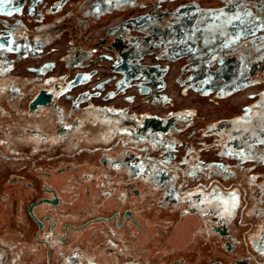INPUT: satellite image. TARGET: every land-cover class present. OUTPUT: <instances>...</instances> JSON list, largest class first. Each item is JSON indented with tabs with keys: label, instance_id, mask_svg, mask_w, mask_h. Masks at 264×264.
<instances>
[{
	"label": "rangeland",
	"instance_id": "1",
	"mask_svg": "<svg viewBox=\"0 0 264 264\" xmlns=\"http://www.w3.org/2000/svg\"><path fill=\"white\" fill-rule=\"evenodd\" d=\"M54 1L0 3V264L16 262L22 250L19 245H32L33 231L22 207L39 191L29 182L40 185L45 176L60 191L70 213L76 214L80 204L86 203L84 191L65 180H74V174L99 180L114 176L106 168L110 165L106 157L88 152L94 147L100 150L97 138L101 130L92 126L93 112L85 108L88 102L129 103L133 105L130 111L161 116L175 113L177 117L190 113L194 118L183 129L151 134L144 155L128 158L131 174H141L148 186L122 206L133 210L141 225L144 239L139 247L148 256L142 264H264V188L260 182L264 164L238 157L241 151L229 145L238 135L223 129L209 136L204 133L213 128L207 124L222 119H233L244 130L251 124L264 129V100L255 102L264 95V77L247 83L243 76L241 83L233 84L248 59L230 52L236 45L242 51L249 43L256 54L264 53V9L255 12L257 0L232 1L237 14L227 26V41L222 46L229 54L202 66L188 64L185 56L161 59L152 51L132 59L130 65L135 68L128 74L116 69L119 39L130 36L133 44L158 48L171 45L174 36H170L173 41L169 37L168 41H150L138 26L169 16L182 30L195 17L192 3L212 8L226 0H89L85 3L89 28L77 42L68 33L45 39L24 35V29L56 16L49 13ZM252 1L250 14L244 4ZM258 1L264 4V0ZM69 8L66 3L60 13ZM109 11L114 13L103 15ZM114 36L117 40H112ZM163 69L167 70L161 77L163 87L157 92L163 99L155 105L154 98L144 97L151 94L144 82L155 80ZM54 81H59L61 90L53 104L30 109L35 95L51 88ZM233 85L237 88L229 90ZM220 87L226 89L219 96L215 89ZM118 116L112 118L118 121ZM63 125L66 132L61 131ZM113 127L106 130L119 131ZM71 138H75L73 142ZM258 146L264 148L262 144L253 148ZM254 149L250 150L253 155ZM58 157L72 161V166L60 172L63 165L55 161ZM166 177L168 181L163 180ZM258 188L262 189L260 196L251 192ZM84 213L90 217L104 212L90 209ZM84 216L66 214L65 220L78 221ZM107 228L105 223L92 226L79 235L80 243H72L73 249L53 255L51 260L54 264L88 263L100 238L97 231ZM125 229L126 234H135L137 228ZM34 257L43 262L37 253Z\"/></svg>",
	"mask_w": 264,
	"mask_h": 264
},
{
	"label": "flooded vegetation",
	"instance_id": "2",
	"mask_svg": "<svg viewBox=\"0 0 264 264\" xmlns=\"http://www.w3.org/2000/svg\"><path fill=\"white\" fill-rule=\"evenodd\" d=\"M83 1L84 0L54 1L52 6H50L49 13L56 16L50 21L36 23L33 27H29L27 29L21 27L22 30H25L24 35L26 33L27 36L33 35L36 36L37 39H45L47 37L60 38L63 33H68L69 38L72 39L73 42H77L78 38L87 30V28H89V21H87L86 24L82 22L83 18L88 20L87 18L89 14L86 13V4L83 3H86L89 0ZM66 3H69V11L66 13H60ZM245 9L248 10L247 7ZM249 9H251V7ZM113 13L114 11H109L104 12L103 15H111ZM193 19L186 24V27L191 25ZM145 23L147 22H143L138 26V31L142 32L143 36L150 41L153 39L159 41V39L152 38L142 30L141 27ZM226 23L227 22L224 21L223 27H219L217 25L219 33L227 31ZM230 23L228 26H230ZM186 27L182 30H178L177 27L174 26L173 30L170 31V34L174 36L173 44L162 48H158L150 44H133L130 41V36L122 37L118 42L120 48L118 47L119 49H116V55L119 57V63L116 66V69L122 73L128 74L135 68L130 65V61L132 59H140L144 54L152 51H155L157 57L161 59H177L178 57L185 56L187 63L189 61L190 64L194 63L202 66L207 65L211 60L205 58V56L209 54L212 56L215 51L206 53L201 60L203 63L200 64V60L195 58L194 54L199 53L201 50L194 49L195 42L186 35ZM202 30L203 29L199 28L197 32L201 33ZM170 34L169 38L171 39ZM169 38H166V40L168 41ZM113 39H116V37H112V40ZM171 40L173 41V39ZM224 40V38L214 39V41H218L219 43ZM176 46L178 47L176 48ZM142 49L147 50L143 52ZM156 49H166V51H170L174 56H162ZM74 50L75 48L72 49V51ZM196 50L198 51L196 52ZM204 60H208V62L204 63ZM74 63L78 65L79 61ZM263 63L264 56L258 60L252 61V63L248 66V73L250 77L255 78L260 75H264ZM69 64L73 63L69 62ZM121 66L124 67L120 68ZM139 68L141 69V67ZM144 68L147 67L144 66ZM166 71V69H163L160 71V75L155 80L152 79L151 81L144 82V85L149 86L151 89V94L144 97H148L150 99L154 98L155 105L163 99V95L158 94L157 92H159L163 87V80L161 77L166 73ZM242 78L244 79L242 75H238L236 82L233 84L237 85L241 83ZM121 84L125 85V83ZM235 85H233L234 87L231 89H227H233L234 91L237 88ZM223 89L226 88L223 87ZM223 89L220 87V89L217 88L215 90L222 92ZM42 90L44 91H42L43 95L48 96L49 100L46 104H36L35 107L52 105L56 99V95L61 90L60 83L59 81H54L51 88ZM37 96L38 93L31 101L30 109L34 108L31 107V104ZM0 106L2 105L0 104ZM85 108L93 112L90 116L91 120L95 121L92 122V126L97 127V129L101 127L100 133L102 130L104 131L103 134L99 133L97 138V144L100 145V150L96 151L94 150V147L93 150L90 149L88 152L90 155L98 154L100 157H106L110 162V165H107L106 168H108V171L112 172L114 176L106 175L104 178H100L99 180L96 176L84 178L83 176L81 177L74 174L72 175L74 180L71 181V179H66L65 181H69V186H76V188H80L84 191V199L86 203L80 204L76 214L70 213L71 211L69 207L65 206V200L62 199L60 191L52 184L46 182L45 176H42L43 181H41L40 185L38 183L29 182V186L34 187L35 189L38 188L37 190L39 191L38 196L28 202L25 207H22V214L28 219L30 228L33 231V234L31 233V243L33 246V252H31V255L37 253L39 255V259L43 260L42 264H54L51 260L53 255L62 254L63 252H67L69 249H73L74 246L72 243L74 241H78L77 239L79 235H82L85 230L91 228L92 226L105 223L109 224L110 228L97 231L99 234L98 237L100 238L95 244L96 247L93 249V255L91 254L92 259L89 258L90 261L86 264H103L110 262V264H142L148 256L146 253L147 251L142 250V248L139 247L140 243L144 239L141 231L139 230L141 225L137 221L134 211L127 210L122 206L131 201V199L137 197L144 190H147L148 186H146L143 182L144 180L142 179L141 174H131L132 167L129 165L128 158L131 154L137 155L139 153L141 156L144 155L146 141H148L147 139H149L151 134L154 135L162 132L167 133L174 128L179 129L185 126L187 119L181 118L180 116L177 117L175 113H170L167 116H161L150 115L147 112L130 111L133 108V105L129 103L127 105L118 106L111 103L93 104L88 102ZM1 114H5L3 113V110ZM115 114L119 115L118 121L116 118H112ZM112 119L113 122L111 121ZM65 125L61 128V131L63 132H66ZM114 125L117 130H119L118 132L106 130V127L114 129ZM209 135L211 134H206V136ZM100 138H102V140H100ZM74 139L75 138H71V142H73ZM103 140L106 142H103ZM236 142V139H233L232 143L236 144ZM238 150L244 152L243 150ZM239 153L238 156H240ZM58 158L60 159H55V161L59 163V165H63L59 167L62 168L60 172H63L65 169L68 170L72 166L70 164L72 161L64 162L61 157ZM163 180L168 181V178H163ZM152 181L157 183L154 177L152 178ZM142 184L143 186H141ZM113 190H115V192H113ZM108 203L110 207H108ZM90 209L104 213L88 217L89 215L85 214L84 211ZM66 214L85 216L78 221H66ZM131 225H133L135 229L137 228L135 234H131V232L126 234L125 228L130 227ZM118 231H120V233ZM77 232L78 234L75 235ZM97 232H94L93 235H96ZM78 242L80 243L81 240ZM78 255L79 257L83 256L80 255V253ZM106 259L110 262L106 261Z\"/></svg>",
	"mask_w": 264,
	"mask_h": 264
},
{
	"label": "trees",
	"instance_id": "3",
	"mask_svg": "<svg viewBox=\"0 0 264 264\" xmlns=\"http://www.w3.org/2000/svg\"><path fill=\"white\" fill-rule=\"evenodd\" d=\"M87 1V0H84ZM83 1V2H84ZM232 1L233 0H226V2H224L221 5H218L216 7H212V8H204V7H200L199 5H197L196 3H192L195 6V11H196V16L194 17V19L192 20V23L190 26L186 27V35L194 42V49H199L201 50L199 53L194 54V57L197 58L198 60H200V64L203 63L202 57L208 53V52H213V55L211 56L210 60H214V59H218L221 58L222 54H229L231 53H240V57L242 59L246 58L248 59V64L245 67V69L243 70V74H241L242 76H245V80L248 83V81H260L261 78L255 77L252 78L250 77L249 73H248V66L252 63V61L254 60H258L259 58H261L262 56H264V53H262L260 56L258 54L255 53V50H253V46L251 44H247L244 48V50L240 51V47L241 45H236L232 47V50L230 52H227L226 49H224L222 46L226 43L227 41V32L223 31L222 33L218 32V26L219 27H223L224 26V21L227 22L226 26L229 25V23L231 22V20L234 18V16H236L237 14V10H235L234 6L232 5ZM82 2V3H83ZM254 1L252 2H245L247 8H248V13L251 14V10L249 9L251 6H253L255 3L257 4L256 6V13H261L262 10L264 9V4L260 3L258 0L255 1V3L253 4ZM85 4V2L83 3ZM249 14V15H250ZM254 19H256V15L253 16ZM82 22L84 24L87 23L86 18H83ZM218 25V26H217ZM217 26V27H216ZM216 27V28H215ZM142 30L145 31L148 35H150L152 38H156L159 40H166V38L169 37L170 31L173 30L174 25L173 23H171L170 21V17H160L158 19L155 20H151L147 23H145L144 25H142ZM201 28L203 29L201 33H198V29ZM215 30V31H213ZM171 35V34H170ZM185 35V36H186ZM173 36V35H172ZM217 38H224L225 40L221 43H219L218 41H214V39ZM180 39V38H179ZM179 46V45H178ZM176 46V48L178 47ZM147 49H142V51L144 52ZM149 50V49H148ZM158 50V49H156ZM163 51V53H162ZM158 53L162 56H174L170 51H166V49H162V50H158ZM208 60H204V63H207ZM264 77V75H263ZM216 94H218L219 96L222 95V93L219 90L215 91ZM226 93H223V95ZM262 94H264V91L262 92ZM262 100H264V95L263 97H258L256 99L255 102L257 103H262ZM264 109V108H263ZM263 119H262V126H264V114L262 115ZM180 117H184L185 119H187V121L185 122V126L181 127L180 129L190 125L194 118L191 117L190 113H187L186 116H181ZM238 122V121H237ZM240 124V123H239ZM210 125V126H209ZM213 127L211 129H209L208 131L206 130L204 133L207 134H215L217 133L218 129H223L228 131V133L231 134H235L238 135V140H236V144L229 142V145H232L234 148L243 150V153H239L240 156L238 157H242L244 159H254L255 161H257L258 163L264 164V148L261 146H258L256 149H254V145H260L262 144L264 146V129L259 130L258 127L254 124H251L248 126V129H252V131L250 130H244L243 127L239 126L235 121H233V119H222L219 120L217 122L214 123H209L207 124L206 127ZM235 139V138H234ZM231 143V144H230ZM254 149L255 155H253L250 150ZM241 158V159H242ZM0 160H2V157H0ZM264 182V179H262ZM262 180H260V182L262 183L261 188H264V183L262 182ZM257 189L258 191H251L252 193H255L256 195H262V189ZM19 248H21L22 250H20V255L17 259L16 262H14V260H12L11 264H42V262L35 260L34 255H31V252H33V246L29 244L28 245L24 244L22 246L19 245ZM23 250H25L26 252H24Z\"/></svg>",
	"mask_w": 264,
	"mask_h": 264
},
{
	"label": "water",
	"instance_id": "4",
	"mask_svg": "<svg viewBox=\"0 0 264 264\" xmlns=\"http://www.w3.org/2000/svg\"><path fill=\"white\" fill-rule=\"evenodd\" d=\"M125 66V65H124ZM121 66L120 68L124 67ZM44 92V91H43ZM43 92H41L37 98L33 101V103L31 104V107H35L36 104H46L49 100L48 96L43 95ZM39 203V202H38ZM32 208V206H31Z\"/></svg>",
	"mask_w": 264,
	"mask_h": 264
},
{
	"label": "snow or ice",
	"instance_id": "5",
	"mask_svg": "<svg viewBox=\"0 0 264 264\" xmlns=\"http://www.w3.org/2000/svg\"><path fill=\"white\" fill-rule=\"evenodd\" d=\"M0 3H3V0H0Z\"/></svg>",
	"mask_w": 264,
	"mask_h": 264
}]
</instances>
